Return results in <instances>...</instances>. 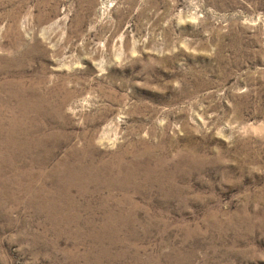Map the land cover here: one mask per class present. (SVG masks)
Listing matches in <instances>:
<instances>
[{"label":"rangeland","instance_id":"1","mask_svg":"<svg viewBox=\"0 0 264 264\" xmlns=\"http://www.w3.org/2000/svg\"><path fill=\"white\" fill-rule=\"evenodd\" d=\"M0 264H264V0H0Z\"/></svg>","mask_w":264,"mask_h":264}]
</instances>
